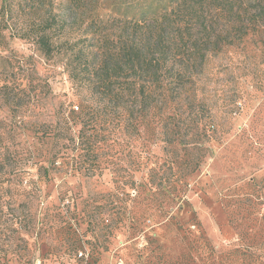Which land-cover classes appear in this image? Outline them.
Instances as JSON below:
<instances>
[{
    "label": "trees",
    "instance_id": "16d2710c",
    "mask_svg": "<svg viewBox=\"0 0 264 264\" xmlns=\"http://www.w3.org/2000/svg\"><path fill=\"white\" fill-rule=\"evenodd\" d=\"M0 48V264H32L28 238L45 224L34 201L57 175L95 186L111 174L115 223L138 174L177 197L263 91L264 0H0ZM59 68L69 93L50 81Z\"/></svg>",
    "mask_w": 264,
    "mask_h": 264
},
{
    "label": "rangeland",
    "instance_id": "374dc122",
    "mask_svg": "<svg viewBox=\"0 0 264 264\" xmlns=\"http://www.w3.org/2000/svg\"><path fill=\"white\" fill-rule=\"evenodd\" d=\"M110 12L104 9L101 16L105 19ZM9 46L24 54L33 50L31 43L20 39ZM50 81L57 93L71 92L62 68ZM244 87L255 91L252 82ZM262 90L234 119L231 132L209 145V156L198 172L185 178L177 197L153 195L138 174L137 186L125 189L129 194L122 222L115 223L111 216V174L95 186L65 173L42 183L33 214L45 218V224L37 225L28 238L32 264H264ZM162 148V144L154 145L153 151L160 157ZM97 205H101L99 210ZM88 214L105 221L100 226L89 225ZM70 218L79 223L69 228L65 222ZM112 228L115 233L110 237ZM75 242L83 248L76 251ZM101 245L109 250L102 251ZM9 264L21 263L16 257Z\"/></svg>",
    "mask_w": 264,
    "mask_h": 264
}]
</instances>
